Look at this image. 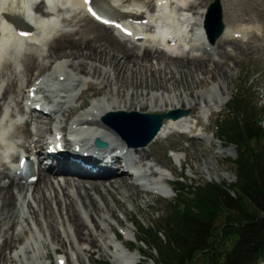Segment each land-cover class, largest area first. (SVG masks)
Segmentation results:
<instances>
[{
	"label": "bare ground",
	"instance_id": "bare-ground-1",
	"mask_svg": "<svg viewBox=\"0 0 264 264\" xmlns=\"http://www.w3.org/2000/svg\"><path fill=\"white\" fill-rule=\"evenodd\" d=\"M92 1L48 0L47 7L44 0H0V248L14 247L11 257L19 264H47L46 238L52 240L57 252L55 243L63 237L82 262V255L93 249L83 244L94 245L96 236L102 239L97 243L100 251L110 254L116 264H139L138 253H133L126 243L132 230L123 227L121 238L114 232L111 214L116 205L121 207L120 202H107L106 194L115 190L129 196L134 186L139 192L169 195L173 172L151 157L150 143L162 142L174 131H190L194 138L211 145L212 135L195 132L194 113H185L165 118L148 143L127 146L125 136L102 116L116 110L156 112L177 107L193 110L196 106L204 113L220 106L229 94L228 79L237 69L236 65L220 66L223 58L240 55L245 48L239 45V38L247 44L250 38L245 36H253V26H225L219 42L213 44L215 41L210 42L205 31V25L211 23L208 8L203 5L198 9L191 0H179L174 10L169 7L174 0H147L150 13L141 5L125 6L123 0H99L115 20L113 26L92 15V8L100 11L91 6ZM180 9L196 11L190 15ZM160 21L174 27L175 38L161 36L166 48L139 42L145 35L157 41L159 35L154 27ZM63 22L78 27L66 30ZM12 23L17 30L26 26L25 32H14ZM161 30L166 33L165 27ZM148 31L151 32L147 34ZM228 43L238 44L233 51H226ZM183 45L190 49L184 51ZM51 57L55 61L49 66ZM35 70L38 74L34 78ZM23 78L25 82L31 80L27 87ZM205 79L210 80L209 85ZM87 82L99 86L103 97L85 106V101L80 100ZM179 85L182 90L173 92ZM28 99L31 104L24 109ZM37 101L43 103V110L33 107ZM17 111L24 115L16 121ZM13 133L23 135L28 143L25 145L29 146V139L34 144L29 149H19L17 141L10 139ZM96 137L105 140L106 145L94 144ZM46 148L55 152L47 161ZM29 153H39L36 177L20 182L21 178L10 169L11 161L18 162L21 155ZM173 157L178 160L182 156L175 152ZM40 181L44 186L35 189L34 184ZM21 218L26 224L21 222L19 226ZM116 222L120 224L121 220ZM26 231L29 238L18 247L16 243ZM57 260L58 264H70L64 254Z\"/></svg>",
	"mask_w": 264,
	"mask_h": 264
},
{
	"label": "rangeland",
	"instance_id": "rangeland-1",
	"mask_svg": "<svg viewBox=\"0 0 264 264\" xmlns=\"http://www.w3.org/2000/svg\"><path fill=\"white\" fill-rule=\"evenodd\" d=\"M150 2L156 3L157 0H149ZM176 1V0H175ZM179 2V0H177ZM213 0H191V3L193 5H196L198 9H200L203 5H206L208 8V5ZM125 3V6H131L136 7L140 6L143 8H147L148 11L150 10V7H147V0H123ZM178 2H174V9L177 6ZM201 2V3H200ZM195 3V4H194ZM201 5H200V4ZM221 3V13H222V22H223V28L225 29V26L228 27H234L236 28L239 26H253L252 32L253 36H250L251 34H247L245 36L250 38V42L247 44H243L244 41L240 37L239 39V45H242L245 50L238 56L230 55L226 58H223L224 63L220 66H223L224 68L233 67L234 65L237 66V69L235 70L234 74L231 79H228V88H229V94L227 95V100L222 103L218 107H212L205 111L204 113L201 111L199 107H195L193 110L189 109L188 107H177V108H184L187 110V114L194 113L195 117L193 119V122H195V119H198L200 121V125L196 126L194 128L195 132L204 133L207 135H212V144L208 145L206 142H201L198 139L193 137V134L191 132H179L175 131L167 135L166 138L162 142L154 141L152 144L150 143L152 155L151 157L156 159V162L161 164H166L169 166L168 168L171 169L173 172V178H171V192L169 195H165L160 192H146V191H137V189L133 186V190H130V195H124L123 191H119V193L115 190L108 192L105 196V199L107 202H120L121 207L115 206V213L110 214L112 215V221L114 224V232L119 233V237H123V233L120 231L123 230V227L128 226L130 230H132V234L130 238L126 240V243H128L130 246L134 244V249H132L133 253H138V262L139 264H157L155 258L158 255V250L149 243L146 239H137L136 234L140 236V233L138 232L137 225L140 224L142 227L150 226L156 227L159 219L164 215V209L163 204L159 201L160 199L164 200H170L173 199V197L176 195L175 190L173 187H175V179L178 178L184 183H190V182H205L211 179H215L217 181L219 180H225L228 182H233L235 180V175L231 171L230 167V161L236 156V148L232 144L226 143L223 139H221L218 135V131L215 127V123L217 121V118L219 116H228L231 115L230 111L227 110V101L231 97V95H235L237 93V88L240 85V87H243V91L246 94H249L250 97L254 101H256L258 106H261L264 108V0H220ZM152 4V3H151ZM134 5V6H132ZM149 5V4H148ZM153 5V4H152ZM151 5V6H152ZM199 5V7H198ZM224 5V7H223ZM154 7V6H152ZM196 8V9H197ZM196 9H192L191 11H186L187 14H192ZM69 16L70 15H66ZM193 16H197L193 14ZM66 27H68L66 30H70L73 28H76L78 26L74 27V23L67 22L68 24ZM69 26L71 28H69ZM65 27V26H64ZM226 28V29H227ZM223 30V29H222ZM222 36L219 37L216 36L215 44ZM139 42L147 43V40L142 39ZM219 42V41H218ZM217 42V43H218ZM161 46L164 47L163 43H159ZM238 44V43H235ZM235 44H226L225 50L230 51V49L233 51V48L236 46ZM160 47V48H161ZM163 49V48H162ZM165 49V48H164ZM249 49V50H248ZM263 52V53H262ZM220 54V52H219ZM224 54V53H223ZM220 56V55H218ZM222 60V57H221ZM55 61L54 57L49 59V66ZM20 65V69L23 68L22 64L18 63ZM221 68V67H219ZM223 68V69H224ZM80 71H84V74H87L86 70H83L81 68ZM37 71L35 70V73ZM204 72V71H200ZM38 73L35 74L34 78L37 76ZM192 77L196 76V71L191 74ZM207 77V76H206ZM25 78V77H24ZM23 78V81L25 83V86L27 87L29 83L31 82H25L26 79ZM190 79V77H189ZM34 80V79H32ZM206 85H209L210 80L205 79ZM24 86V85H23ZM26 87H24V93L20 100V107L22 106L23 98L26 92ZM96 84L91 86L90 82H87L83 89L82 99L81 101H85V106L90 105L93 100L103 97V91L99 90ZM177 88L173 92L179 93L182 89ZM222 92V90L220 91ZM223 105V106H222ZM177 108H169L167 110H158L156 112H165L169 110H176ZM88 109V108H87ZM86 109V110H87ZM22 111V110H21ZM152 112V111H150ZM24 113L17 111L16 112V121L23 118ZM12 120H14V117H10ZM46 121L49 122L47 119ZM202 124V125H201ZM205 126V128H203ZM207 126V127H206ZM196 129V130H195ZM215 133V136H214ZM11 140L18 143L19 149L24 150L25 148L29 149V146L31 148V145L34 143H31V139H29V146L27 141L23 139V135H20L18 133L14 134L10 137ZM43 138L41 139V141ZM25 143L27 145H25ZM22 145V147L20 146ZM31 144V145H30ZM17 146V147H18ZM24 147V148H23ZM177 152L181 154V159L176 160L173 157V154ZM1 149H0V155H1ZM161 159V160H160ZM178 162L176 164L174 160ZM16 161V159H15ZM3 179H7V177H2L1 180L3 182ZM20 182H26L24 180H19ZM42 181L39 183H35L33 187L35 189L43 187L44 185L41 184ZM33 189V188H32ZM15 191V190H14ZM26 191V189H25ZM32 192V191H31ZM32 195V194H31ZM97 199L99 203L103 204V200L97 196ZM118 200V201H117ZM53 206L55 208V211L58 212V205L56 204V201L53 202ZM106 208H109V206ZM27 213H29V210L27 209V206L24 208ZM60 220V218H58ZM19 219L18 224L22 222L23 224L26 222L20 221ZM117 220H121L120 224H116ZM32 225L35 229L39 230V227L36 223L33 221ZM158 229H161L158 227ZM29 231L23 232L22 237L19 241H17L16 245L18 247L23 246L27 239L29 238ZM135 233V234H134ZM2 239V238H0ZM46 245L45 249L47 250V258L48 261L47 264H58L57 257L61 254H64V256L68 259L69 263H73L74 261H77V264H100L101 261H109L110 264H116L113 261L112 256L110 254H103L100 251V248L97 243H100L102 241L100 236H96V243L94 245L90 244L89 242H85L87 247L92 246L93 249L90 251H86L85 254L82 255L84 257V260L79 261L77 259L76 253L73 254L71 251V245L66 237H63V239H59L56 241L55 245L58 247L57 252L54 250V245L51 242L49 238H46ZM81 246H82V241ZM90 245V246H89ZM139 248L141 251H139ZM5 249V250H4ZM14 247L11 248H0V264H19L17 260H15L13 257ZM6 253L5 257L4 254Z\"/></svg>",
	"mask_w": 264,
	"mask_h": 264
},
{
	"label": "trees",
	"instance_id": "trees-1",
	"mask_svg": "<svg viewBox=\"0 0 264 264\" xmlns=\"http://www.w3.org/2000/svg\"><path fill=\"white\" fill-rule=\"evenodd\" d=\"M238 87L226 103L231 115L215 123L236 148L235 180L175 179L173 199L159 200L157 226L137 225V237L158 250L157 264H264V108Z\"/></svg>",
	"mask_w": 264,
	"mask_h": 264
},
{
	"label": "water",
	"instance_id": "water-1",
	"mask_svg": "<svg viewBox=\"0 0 264 264\" xmlns=\"http://www.w3.org/2000/svg\"><path fill=\"white\" fill-rule=\"evenodd\" d=\"M208 11L210 12L211 23H207L205 26L210 41H214L223 29L220 0L211 1L208 5ZM210 27H212V31H210ZM186 112L187 110L184 108L165 112L116 110L107 112L103 118L109 123L114 120L112 125L125 136L130 144L144 145L154 137L164 118H176Z\"/></svg>",
	"mask_w": 264,
	"mask_h": 264
}]
</instances>
